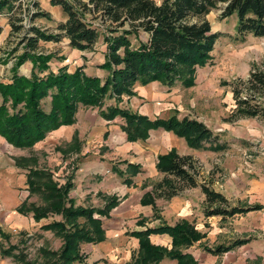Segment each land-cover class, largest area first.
Instances as JSON below:
<instances>
[{"label": "trees", "instance_id": "trees-1", "mask_svg": "<svg viewBox=\"0 0 264 264\" xmlns=\"http://www.w3.org/2000/svg\"><path fill=\"white\" fill-rule=\"evenodd\" d=\"M22 1L0 0V18L8 15L13 32L22 30V26L16 23L22 21L18 17ZM52 4L62 7L68 17L67 22L59 24V34L52 35L32 28L35 36L25 37L24 53L12 69L11 80L0 82V96L3 99L0 106V137L15 148H31L45 140L51 132L73 125L79 108L83 106L99 108L101 117L107 121L123 118L126 121L123 130L129 142L144 141L149 131L164 129L184 138L190 147L197 150H205L207 145L209 148L226 149L225 144L219 143V136L203 123L180 120L177 116L151 119L123 109L119 103L124 97L137 95V84L146 86L161 82L171 86L180 81L185 87L193 86L197 68L205 66L212 59L211 54L221 37L212 31L210 22L206 20L213 10L220 8V4L223 5L222 18L236 16L238 37L244 39L251 35L264 38V0H162L160 4L155 0H52ZM36 5L33 3V6ZM41 14L40 11L34 13L33 20ZM43 16L51 18L45 14ZM88 16L108 24L104 33L107 45L105 62L99 67L107 71L108 76H88L84 68L71 73L67 67H62L58 73L53 72L49 65L52 57L36 53L40 42L68 39L72 49L92 51L102 32L88 21ZM2 32L0 25V36ZM141 33L147 35L146 40L141 39ZM132 36L136 37L138 45H133ZM28 61L33 63L31 77L19 72V68ZM247 82L252 88L249 100L239 99L238 92H235L239 100V114L245 117L264 115L257 105V94L264 93V68L255 69ZM112 99L115 104L103 109L106 102ZM45 102L49 103L48 110L44 108ZM157 167L164 178L155 185L154 193L168 200L186 188L200 187L208 205L204 210L206 218L220 216L225 220L262 210L261 206L240 208L232 205L211 184L201 181L200 170L191 156L182 157L173 151L160 156ZM29 170L31 194L40 193L47 205H31L28 209L25 202L18 211L23 215L32 213L37 222L50 214L63 216V221L41 227L43 231L59 234L64 241L59 251L44 249L43 258L49 261L48 264H85L86 255L82 253V246L105 241L101 218L110 217L112 209L119 203L112 198L104 208L77 207L75 201L69 198L74 187L71 182L60 187L51 173L35 168ZM113 170L120 176L130 175L125 183L131 185V177L141 172V166L128 164L126 172L115 167ZM152 203L149 195L142 200L143 205ZM144 224L145 221L138 222L140 226ZM153 235L170 236L171 248L153 244ZM129 236L139 242L138 253L130 264H160L166 259L177 264H200L188 250L207 237L188 221L132 231ZM245 244L246 240H237L226 246L211 248L205 245L203 248L210 254L222 255ZM4 254L10 256L12 253L5 251Z\"/></svg>", "mask_w": 264, "mask_h": 264}, {"label": "rangeland", "instance_id": "rangeland-1", "mask_svg": "<svg viewBox=\"0 0 264 264\" xmlns=\"http://www.w3.org/2000/svg\"><path fill=\"white\" fill-rule=\"evenodd\" d=\"M155 1L160 4L162 0ZM33 3L39 6H33ZM21 5V12L18 17L22 21H16L19 26H22L20 32L12 31L9 25L8 15L0 18V25L3 28L0 36V82L3 83L11 80L12 69L16 65L18 58L24 53V45L27 43L25 37L35 36L31 32V29L37 28L42 32L56 35L60 33L58 31L59 24L67 22L68 18L62 7L53 5L52 0H23ZM219 7L213 10L206 17V20L210 22L212 31L219 33L221 37L218 39L214 51L211 54L212 59L205 66L197 68L193 86L185 87L180 81L171 86L161 82H152L146 86L137 84V95L134 97H124L119 103L123 109L135 111L151 119H169L172 116H177L180 120H195L203 123L215 135L219 136V143L225 144L226 146L224 150L216 149L214 146L209 148L208 145L205 147V150L194 149L188 145L184 138L164 129L151 130L146 140L137 141L146 142L150 139L151 132L153 131L163 130L173 133L180 139V145L176 144L166 153L158 156L156 170L164 177V174L157 167L159 157L175 151L182 157L191 156L200 173L203 174V177L207 178L213 184H218V187L219 185L222 186V182L225 183L228 180L236 179L240 171L251 174L249 171L251 164H253L252 160L258 156L264 157V134L262 136L252 134L256 130L264 131V115H260L259 117H245L240 115L238 112L239 100L235 97L236 91L239 94L238 98L243 101L249 100L252 95V88L250 89L247 81L255 69L264 68V38H255L251 35L244 39L238 37L236 32V16L222 18L223 5L220 4ZM37 11H40L42 16L39 15L33 20V14ZM43 14L51 18H47ZM92 18V16H88V21H91L96 27L101 29L102 36L92 51H85V53H88V58L86 55H81L78 50L72 49L69 46L68 39H64L61 42H40V47L36 53L38 55L52 57L49 65L53 72L58 73L62 67H67L71 73L79 68H84L85 72V65L88 62H93V66H89L88 73L86 72L88 76H99L103 78L108 76L109 73L107 71L99 68L105 62L107 45L104 42V33L108 24H103L99 19ZM140 37L142 40L147 39V35L144 33H141ZM131 40L133 45H138L135 36H132ZM100 62L103 63L98 66ZM79 63L83 65L77 67ZM32 69L33 63L28 61L19 68V72L23 76L31 77ZM257 97H259L257 105H259V109L264 111V93L257 94ZM2 104L3 99L0 96V106ZM114 104V99L108 100L103 109ZM44 108L49 109L48 102H45ZM77 120H79V126H91L90 130H85V127L79 133L78 130H75L76 128L74 126L72 128L62 129L60 132L58 131L63 127L75 125ZM103 120L105 119L101 117L99 108L82 106L79 108L76 121L73 125L63 126L56 130L58 134L49 136L55 132L53 131L47 136L50 138V143L43 142V140L41 141L43 144L40 146L37 145L39 142L36 144L37 146L19 149L0 137L6 143L4 150L13 158L16 166L28 172L25 187L20 190L22 192L20 196L23 200L21 206L25 202H27L28 209H30L31 205L38 207H45L47 205L40 193L31 194L29 190L28 175L30 168L51 173L60 187L71 182L74 187L69 193V198L75 201L77 207L104 208L114 198L119 204L112 209V213L120 205L121 196L119 193L125 186L131 187L136 181L139 183L142 177L150 173L154 162L152 160L155 157L151 159L147 156L149 154L142 153L143 150L138 145H143L144 143L132 144V146H129L132 147V150L128 154V159H132L135 163L123 161V156L119 155V153H122L120 150L123 149L121 145H114L110 142L107 139V134L104 136L103 141L101 140V136L97 137V135L101 134V129L104 127ZM121 123H124L121 125L123 130L126 121L121 117L113 120V124L111 125L116 126ZM123 132L126 134L124 130ZM250 136L251 138L249 140L248 137ZM82 153L86 155H82ZM93 161L98 163H107L108 161L109 165L105 169L100 170L101 168H99L97 172L93 173H88L85 169L80 170L83 164H89ZM128 164L141 166V172L131 177V185L125 183V179L130 178V175L120 176L113 170L115 167L126 172ZM144 182L145 184L142 188L148 186L153 189L147 192L142 200L146 195H149L153 203L143 205L141 200V204L143 206H154L155 209L156 200L161 199L154 193L155 185L159 181L151 180L148 183L145 180ZM195 198L196 200L198 199L197 196ZM161 212L162 210H160ZM18 213L23 215L19 211ZM23 216L27 218L28 216H33V214L30 213ZM160 216L163 217L162 214L158 215L156 211L155 218H153L154 222ZM168 216L171 215L169 214ZM96 218H99V216H96ZM104 218L107 220L110 217H102L101 220ZM197 219H202V217ZM134 220L130 219L126 225L128 232L123 236V240L125 241L124 245L123 242H119L117 247L114 248L113 252L115 255L112 258L109 256V253L107 259H101L96 264H130L133 262V257L137 255L139 250V242H136L137 239L129 236V233L132 232L131 230L136 226ZM168 220H170V217H168ZM54 221H63V216L50 214L48 218L39 222L35 221L34 223L29 218L30 223H27L22 228L15 227L9 224V222L3 223L0 226V264H19V262L48 264L49 261L43 258L42 251L44 249L59 251L64 244L63 238L59 234L41 230L42 226ZM83 221L80 220V222ZM140 221H145V224L147 222L146 219ZM195 223L194 221L193 224L196 226L197 223ZM205 226L208 228V223ZM102 228L105 231L103 224ZM198 231L201 232L199 229ZM201 233L204 234L203 232ZM92 245L97 244H84L82 246V253L86 255L85 253L90 251ZM205 245L207 247L212 246L210 241L204 239L189 249V252L195 255L200 262H204L206 258L213 259L215 257L204 250L203 247ZM226 245L224 244V246ZM240 250L242 248H238L227 255L230 264L234 262L235 255L233 252H239ZM5 251H11L12 254L10 256L5 255ZM86 259L85 264H88Z\"/></svg>", "mask_w": 264, "mask_h": 264}, {"label": "crops", "instance_id": "crops-1", "mask_svg": "<svg viewBox=\"0 0 264 264\" xmlns=\"http://www.w3.org/2000/svg\"><path fill=\"white\" fill-rule=\"evenodd\" d=\"M79 53L83 56L86 55L88 58V53L81 51H79ZM102 63L103 62L98 63V66ZM88 64L85 65V72L87 73L89 66H93L94 63L88 62ZM81 65L83 64L79 63L77 67H80ZM98 70L100 69L98 68ZM103 122L104 127L101 129L102 131L100 130L101 134L97 135V137L101 136V140L103 141L104 136L107 134V139H109L110 142L114 145H121L123 149L120 150L122 153H119V155L123 156V161L135 163L132 159H128V154L132 150V147L129 146L141 143L144 144L138 146L141 150H143L142 153L146 155L149 154L147 155L148 157L151 159L155 157V159L152 160L154 162L152 168L150 169V173L146 174L145 177H142L139 183L136 181L131 187L125 186L119 193L121 196L120 205L111 213L109 219L106 220L104 218L102 220L103 227L106 231V241L94 246L92 245L90 251L85 253L88 264H96L101 259H107V255H109V253L111 258L115 255L113 251L114 248L117 247L118 243L123 242V245L125 243L123 236L128 232L126 225L130 219H135L134 221L136 222L135 228L131 231H145L148 228H155L164 224L175 225L182 220H186L190 223L195 221L197 223H195L197 228L207 235L206 241H210L212 245L210 246L211 248L224 244L230 245L237 240L247 241V244L239 247L242 248V250L239 252H233L235 255L233 264H264L263 156H258L252 160L253 164H251V169L249 171L251 174L240 171V173L236 176V179L234 178L228 180L225 183L222 182V186L219 185V187L214 180L215 184L209 182L201 173V181L211 184L212 188L216 192L223 194L232 203V205L240 208L261 206L262 210L251 211L247 214H239L231 218H226L225 220H223L220 216L206 218L204 215V210L207 206L206 198L200 187L186 188L181 192V194L168 200L163 198L156 200V208L154 209V206H143L141 204L143 196L153 189L148 186L146 188H142L145 184L144 181L146 180L148 183L151 180H157L159 182L162 181L164 178L163 175L156 170L158 156L166 153L176 144L180 145V139L173 133L158 130L151 132V137L146 142L130 143L127 141L126 134L122 130L121 125L124 123L115 126L111 125L113 124V121L108 122L103 120ZM78 123L79 120H77L75 125L71 127H63L58 131L60 132L62 129L72 128L74 126L76 128L75 130H78V132L80 130H84L86 126H79ZM90 127H86L85 130H90ZM58 131L51 133L49 136L52 134H58ZM252 134L262 136L264 131L256 130ZM251 136L248 137V139L251 138ZM48 138L49 137H47L43 142L46 141L50 143V138ZM43 142H40L37 145L40 146ZM5 144V141L0 139V226L3 223L9 222V224L14 225L15 227L22 228L24 225L26 226L27 223H30L29 218L33 223L35 222L33 216H28L29 218H26L18 213V208L23 203L20 196V193L22 192L20 190L25 187L28 172L16 166L13 158H11L4 150L6 147ZM82 155L86 154L82 153ZM151 155L153 156L151 157ZM103 160L105 159L103 158ZM108 165V161L107 163H98L93 161L89 164H83L80 170L85 169L88 173H93L97 172L99 168H101L100 170L105 169ZM223 180L225 181V179ZM196 196L198 197L197 200L195 198ZM160 210H162L161 213ZM156 211L158 215L162 214L163 217L160 216V218L154 222L153 218H155ZM169 214L171 216H168ZM168 217H170V220H168ZM199 217H202V219H197ZM142 219L147 220L146 224H144V226H138V221ZM207 223L208 228L205 226ZM151 241L158 246L167 248H171L172 245V239L167 235H153L151 236ZM136 242H138V240H136ZM230 252L222 255H213L209 253L215 257H213V259L206 258L204 262H200L195 255L194 257L200 264H230V260H228L227 257ZM160 264H177V262L166 259Z\"/></svg>", "mask_w": 264, "mask_h": 264}]
</instances>
